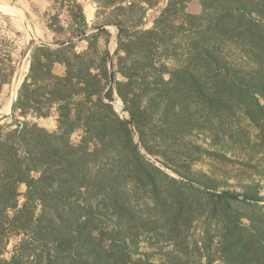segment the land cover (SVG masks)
<instances>
[{"label":"trees","instance_id":"obj_1","mask_svg":"<svg viewBox=\"0 0 264 264\" xmlns=\"http://www.w3.org/2000/svg\"><path fill=\"white\" fill-rule=\"evenodd\" d=\"M91 1L97 7L92 26L82 1L53 0L56 14L46 26L55 36L68 38L56 40V47L33 44L14 112L0 119V264H130L129 249L137 246L140 231L157 233L156 212L164 213L162 227L179 235L181 221L193 210L186 198L197 192L216 204L221 200L220 213L236 222L228 204L234 193L216 194L215 184H204L206 190L185 184L147 160L141 148L188 179L172 160L173 153L189 159L188 153L180 147L171 156L164 154L150 145V138H160V145L182 146V134L195 125L191 89L206 103L226 107L234 101L236 86L248 93L247 87L264 86V76L256 81L249 70H237L207 39L208 34H232L231 26L238 22L263 31L264 0H199L204 7L199 16L187 13L193 0ZM65 8L71 24L59 20ZM155 9L154 26L145 30V14ZM111 26L118 30L115 56L126 79L115 88L112 75L117 72L113 64L111 73L108 51ZM11 32L15 38L0 32V110L18 63L21 32ZM249 32L240 31L247 37ZM182 38L188 39L184 53L176 43ZM83 41L87 47L79 51ZM163 59L180 63L169 68ZM59 65L63 74L56 72ZM208 76L225 89L210 93ZM115 91L129 121L114 108ZM53 113L58 123L54 131L34 121ZM22 185L27 187L24 194ZM253 190L243 197L259 203V192ZM262 223L252 222L247 236L225 230L219 237L229 256L249 245L252 261L264 264Z\"/></svg>","mask_w":264,"mask_h":264},{"label":"rangeland","instance_id":"obj_2","mask_svg":"<svg viewBox=\"0 0 264 264\" xmlns=\"http://www.w3.org/2000/svg\"><path fill=\"white\" fill-rule=\"evenodd\" d=\"M50 1L52 3L50 9L41 15L37 13L38 9L33 4H28L24 0H0V5L13 8L16 12V14H9L0 10V32L1 30L7 31L10 38L14 37L11 29L21 32V37L18 38V50L15 54L18 61L17 70L12 83L4 88L3 108L1 110L11 102L17 77L19 78V92L29 72L30 53L33 44H49L56 47L53 44L56 40L68 38L67 34L55 36L48 31L43 36L41 33L39 24L50 23L56 14V11L52 9L53 0ZM80 1L85 6V13L90 26L94 25L96 22V4L91 0ZM203 11L204 7L199 0H193L187 8V13L196 16L201 15ZM158 14V9L147 11L144 18L145 30L153 28ZM59 20L66 24L72 23L67 8L60 11ZM231 27L232 30L229 32L232 34L222 32L220 36L208 34L207 39L212 46L217 48L216 52L224 60L231 65L234 64L232 66L237 70L244 72L249 70L257 81V77L264 76V30L247 27L241 22ZM108 29L112 36L108 47L109 66L112 73V66L115 64V71L117 72L116 76L112 75V85L115 88L117 82H124L126 79L119 71L118 57L115 56L118 48V30L114 26L108 27ZM243 30L250 31V37L240 33ZM187 41V38L176 40L180 48L179 52L187 51ZM86 47L87 42L78 43L79 51H83ZM124 55L125 53H121L119 56ZM163 61L167 63L169 68H175L180 63L176 59H163ZM56 72L63 74L64 67L57 66ZM169 77L167 75L166 79ZM210 77L208 76V78ZM209 81L211 82L208 86L210 93L213 94L215 89H221V91L225 89L218 81L212 78ZM247 88L249 93L246 89H239L236 86L232 93L234 101L230 100L226 107L214 104L211 100L206 103L196 94L194 89L189 90L192 96L191 111L194 114L195 125L191 133L182 134L183 137L186 136L182 146L174 147L166 142H162L160 145V138H153V136L150 138V145L164 154L171 156L174 148L180 147H182V152L188 153L189 159L174 156V153L172 155V160L178 164L176 165L179 166L178 168L188 175V179L165 168L159 162L160 158L149 155L141 148V152L147 160L161 168L169 176L185 184L193 185L201 190L207 189L204 184H215L219 186L215 191L216 194L221 195L225 191L234 193V199H229L228 204L236 217V222L232 223L226 214L220 213L221 200L217 199L218 204H216L212 197L197 192V195H190L186 198L190 204L192 203L193 210H190L184 220L181 221L182 229L179 235L164 229L162 227L164 213L162 211L156 212L155 219L159 220L157 233L140 231L137 246H132L129 249L131 253L130 264L131 262L133 264H255L257 259L254 258V262L252 261L254 250L249 245H244L240 249L241 252L235 253L232 258L219 237L229 228L247 236V232L252 231L250 228L252 222L254 224L264 222V86L254 85ZM116 102L122 103L123 110L121 112L116 109ZM113 105L121 118L129 121V114L124 110V103L116 91L114 92ZM34 121L51 131L58 128L56 113L48 118L34 119ZM131 128L138 143L135 129L133 126ZM172 136L179 138L177 133H173ZM172 136L168 139L171 143ZM73 140L77 142L79 134H75ZM139 146L141 145L139 144ZM252 188H254L253 191L259 192L257 195L260 200L259 203L246 200L243 197V192ZM20 190L24 194L27 190L26 185H22ZM23 202L24 198H21V204ZM109 228L112 230L114 226L110 225ZM15 242L16 239L12 241L9 251L12 252ZM10 254H7V257H10Z\"/></svg>","mask_w":264,"mask_h":264},{"label":"bare ground","instance_id":"obj_3","mask_svg":"<svg viewBox=\"0 0 264 264\" xmlns=\"http://www.w3.org/2000/svg\"><path fill=\"white\" fill-rule=\"evenodd\" d=\"M0 10L5 11L9 14H16V12L13 8H10V7L4 6V5H0ZM18 82H19V78L17 77V82L14 85V90H13L11 102L2 110V112L5 114L11 113V110H12L13 104L15 102L17 92H18V85H19ZM116 109L120 112L123 110V105L121 102H116Z\"/></svg>","mask_w":264,"mask_h":264},{"label":"crops","instance_id":"obj_4","mask_svg":"<svg viewBox=\"0 0 264 264\" xmlns=\"http://www.w3.org/2000/svg\"><path fill=\"white\" fill-rule=\"evenodd\" d=\"M28 4H33L35 8L38 9L37 13H40L41 15L44 14L46 11H48L52 5L50 0H24ZM41 28V33L46 35V33L49 31L46 25L44 24H39ZM38 31V29H36ZM40 35V34H39ZM41 37V36H40Z\"/></svg>","mask_w":264,"mask_h":264},{"label":"water","instance_id":"obj_5","mask_svg":"<svg viewBox=\"0 0 264 264\" xmlns=\"http://www.w3.org/2000/svg\"><path fill=\"white\" fill-rule=\"evenodd\" d=\"M17 99H18V92H17L16 98H15V102H14V104H13V107H12V110H11L10 115H12L13 112H14L15 104H16V102H17ZM6 116H8V114H5V113L2 112V110H0V119H1V118H4V117H6Z\"/></svg>","mask_w":264,"mask_h":264}]
</instances>
